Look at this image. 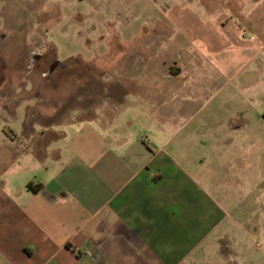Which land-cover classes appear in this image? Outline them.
Wrapping results in <instances>:
<instances>
[{
	"label": "crops",
	"instance_id": "0c3cea01",
	"mask_svg": "<svg viewBox=\"0 0 264 264\" xmlns=\"http://www.w3.org/2000/svg\"><path fill=\"white\" fill-rule=\"evenodd\" d=\"M86 27L101 52L88 63L101 64L105 39L117 38L124 59L103 67L118 77L101 83L118 93L91 115L24 126V144L12 132L0 175V264H180L195 176L173 154L207 142L220 196L210 212L205 172L194 180L199 228L208 219L216 232L213 260L264 264V92L229 94L188 130L200 103L184 94L227 79L238 57L247 90H264V0H95ZM142 67L136 92L120 93ZM161 84L178 95H163Z\"/></svg>",
	"mask_w": 264,
	"mask_h": 264
},
{
	"label": "rangeland",
	"instance_id": "374dc122",
	"mask_svg": "<svg viewBox=\"0 0 264 264\" xmlns=\"http://www.w3.org/2000/svg\"><path fill=\"white\" fill-rule=\"evenodd\" d=\"M94 1L0 0V175L6 172L5 161L10 158L7 157L10 152L6 144L10 143L12 132L17 135L15 142L24 144L25 137L21 132L24 126L39 131L43 124L67 122L81 115H91L102 97L109 92L118 93L116 86L101 83L103 75L118 77L117 68L106 66L121 63L124 59V54L113 47L117 38L114 36L111 41L105 39V44L111 46V51L106 52L102 58L105 67L103 62L86 61L101 53L94 51L96 48L88 37L86 27L87 15ZM97 50L105 51L106 47H97ZM236 60L237 64H233L228 71L227 79L219 83H207L199 88L188 87L184 92L192 99L198 97L200 103L199 113L191 119L185 130L192 129L204 114L212 112L214 106L229 94L264 92L262 86L255 84L247 90V73L243 68L246 62L239 57ZM132 71L135 72L133 76ZM132 71L125 77L134 78L123 79L119 83L120 93H135L133 79H141V75L147 73L143 67ZM154 78L149 82L153 83ZM159 87L163 95H178V92H172L170 88L167 92L165 84ZM207 143L205 150L199 148L197 143H190L187 150H184V156L179 157L177 152L173 155L179 161L186 159L185 167L190 170L191 176H195L191 179L196 180L199 173L205 172L203 186L206 189V201L211 200L210 212L213 203L218 204L216 201H219L220 196L215 193L212 177L213 146ZM175 144L173 142L165 150L170 151ZM19 172L22 173V168ZM193 180L190 181L189 202L190 243L180 264H215L212 256L216 232L208 219L205 229L199 228L202 220H197V183ZM205 254L207 257L203 258Z\"/></svg>",
	"mask_w": 264,
	"mask_h": 264
},
{
	"label": "trees",
	"instance_id": "16d2710c",
	"mask_svg": "<svg viewBox=\"0 0 264 264\" xmlns=\"http://www.w3.org/2000/svg\"><path fill=\"white\" fill-rule=\"evenodd\" d=\"M29 188H30L32 191H34V192H36V191L38 190V188H33L31 185H29Z\"/></svg>",
	"mask_w": 264,
	"mask_h": 264
}]
</instances>
